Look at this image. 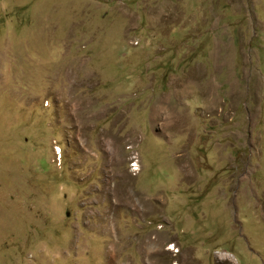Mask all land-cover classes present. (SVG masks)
<instances>
[{"label":"rangeland","instance_id":"1","mask_svg":"<svg viewBox=\"0 0 264 264\" xmlns=\"http://www.w3.org/2000/svg\"><path fill=\"white\" fill-rule=\"evenodd\" d=\"M0 264H264V0H0Z\"/></svg>","mask_w":264,"mask_h":264}]
</instances>
